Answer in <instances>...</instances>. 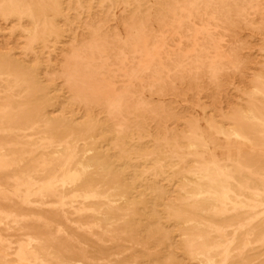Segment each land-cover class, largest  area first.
<instances>
[{"label":"rangeland","instance_id":"rangeland-1","mask_svg":"<svg viewBox=\"0 0 264 264\" xmlns=\"http://www.w3.org/2000/svg\"><path fill=\"white\" fill-rule=\"evenodd\" d=\"M63 168L64 205L28 198ZM26 246L47 264H264V0H0V264Z\"/></svg>","mask_w":264,"mask_h":264},{"label":"bare ground","instance_id":"bare-ground-1","mask_svg":"<svg viewBox=\"0 0 264 264\" xmlns=\"http://www.w3.org/2000/svg\"><path fill=\"white\" fill-rule=\"evenodd\" d=\"M158 49H159V47H158ZM211 49H212V47H211ZM145 57H147V56H145ZM150 58H151V56H150ZM148 65H150V64L148 63ZM148 68H149V66H148ZM217 73H219V72H217ZM83 83L86 85L85 86V89H88V90H90L92 92H97L98 89H99L98 88V84H97L96 80L93 77L86 76L84 78V80H83ZM112 86H114V85H112ZM100 89H102V88H100ZM119 97H120V95H119ZM111 101H113V100H111ZM114 102H117V101H114ZM115 106H117V105H115ZM120 106H122V104ZM110 107H112V106H110ZM114 108L115 107H113V109ZM59 151L61 152L62 149H59ZM72 176H73L72 170L70 171L69 169L63 168V169H61V171L59 172V174H55L54 173L53 176H51L50 179L47 182H45V183H40L39 181H36L35 179H32L31 178V179H29V181L26 184V189H27L26 191L28 192V198L32 197V195L35 196V197L40 196L43 199H46L48 197H56L58 199L59 203H61L62 205H64V201L68 198L69 195L65 194L64 192H59L57 190V187H58L57 184L60 182V185L59 186H61L62 191H65L66 190L65 189V186L67 184V181L70 180ZM227 176H228L227 175V170H225V169L222 170V168L219 165H217L216 162H212L211 166H209V167L207 166V168L204 169L203 176H202V178L205 180V182L207 184V187H209L210 191H213L214 194L215 195H218L223 201H225L226 199H228L229 187H227V184H226V178H227ZM90 193L92 194L93 192H90ZM75 197H76V195H73L71 198H75ZM247 215L248 214H246V216ZM108 220H110V219L107 216L103 218V221H105V222H107ZM95 224H96V222H95ZM31 243H32V241H31ZM201 253L202 252H197V254H201ZM17 258H18V261H20V264H47L44 260H40L38 258V255L36 254L35 250L30 249L28 246H26L24 249H22V251H20L17 254Z\"/></svg>","mask_w":264,"mask_h":264}]
</instances>
